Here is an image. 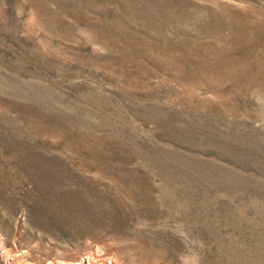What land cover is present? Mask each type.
Wrapping results in <instances>:
<instances>
[{"label": "rangeland", "instance_id": "374dc122", "mask_svg": "<svg viewBox=\"0 0 264 264\" xmlns=\"http://www.w3.org/2000/svg\"><path fill=\"white\" fill-rule=\"evenodd\" d=\"M264 264V0H0V264Z\"/></svg>", "mask_w": 264, "mask_h": 264}, {"label": "built area", "instance_id": "2783aa9c", "mask_svg": "<svg viewBox=\"0 0 264 264\" xmlns=\"http://www.w3.org/2000/svg\"><path fill=\"white\" fill-rule=\"evenodd\" d=\"M83 254V257L81 255L83 264H117L113 256L106 254L104 250L101 251L99 247H92L88 252H84ZM94 258L95 261L93 260ZM100 258H102L101 263L98 262Z\"/></svg>", "mask_w": 264, "mask_h": 264}, {"label": "bare ground", "instance_id": "6f19581e", "mask_svg": "<svg viewBox=\"0 0 264 264\" xmlns=\"http://www.w3.org/2000/svg\"><path fill=\"white\" fill-rule=\"evenodd\" d=\"M90 259H92V258H90ZM94 261H95V258L93 259ZM98 262H102V258H100L99 260H98ZM46 264H83V262H82V260H81V258L80 259H77V260H74V261H71V262H66V261H51V262H49V263H46ZM88 264H90V263H88Z\"/></svg>", "mask_w": 264, "mask_h": 264}]
</instances>
